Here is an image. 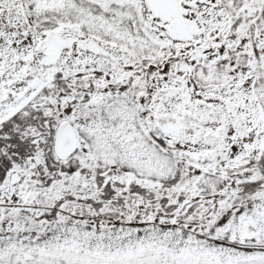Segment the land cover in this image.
<instances>
[{
    "label": "snow or ice",
    "instance_id": "6c2138e0",
    "mask_svg": "<svg viewBox=\"0 0 264 264\" xmlns=\"http://www.w3.org/2000/svg\"><path fill=\"white\" fill-rule=\"evenodd\" d=\"M0 264H264V0H0Z\"/></svg>",
    "mask_w": 264,
    "mask_h": 264
}]
</instances>
